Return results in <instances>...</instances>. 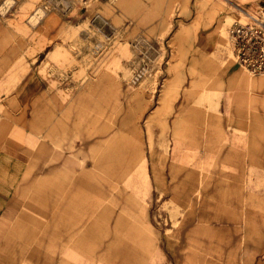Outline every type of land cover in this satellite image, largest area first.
I'll use <instances>...</instances> for the list:
<instances>
[{
  "label": "rangeland",
  "instance_id": "374dc122",
  "mask_svg": "<svg viewBox=\"0 0 264 264\" xmlns=\"http://www.w3.org/2000/svg\"><path fill=\"white\" fill-rule=\"evenodd\" d=\"M260 3L0 0V118L18 140L28 131L3 251L18 264H264V72L231 40Z\"/></svg>",
  "mask_w": 264,
  "mask_h": 264
},
{
  "label": "crops",
  "instance_id": "0c3cea01",
  "mask_svg": "<svg viewBox=\"0 0 264 264\" xmlns=\"http://www.w3.org/2000/svg\"><path fill=\"white\" fill-rule=\"evenodd\" d=\"M247 10L241 8L240 12ZM264 84V78L260 79ZM263 85H261L260 91H262ZM252 93H250L251 95ZM264 94V92H263ZM259 95V93H258ZM262 104V102H258ZM27 128L22 127L19 129L18 136L20 139L13 137L12 129L6 125L5 120L0 118V264H18L19 262L16 256H11L8 252L6 254L3 251L5 247V229L8 224V220L13 214H11V205L16 199V195L20 188H22L25 178L27 177ZM182 130H180L179 137L182 136ZM184 135V134H183ZM220 140V138H219ZM220 149L216 154H222ZM244 153V152H243ZM223 164H219L220 167ZM217 167V168H218ZM24 184V185H25ZM21 216V215H20ZM21 261V260H20Z\"/></svg>",
  "mask_w": 264,
  "mask_h": 264
},
{
  "label": "built area",
  "instance_id": "2783aa9c",
  "mask_svg": "<svg viewBox=\"0 0 264 264\" xmlns=\"http://www.w3.org/2000/svg\"><path fill=\"white\" fill-rule=\"evenodd\" d=\"M234 54L238 62L253 74L264 72V0L257 14L238 22L231 31Z\"/></svg>",
  "mask_w": 264,
  "mask_h": 264
},
{
  "label": "bare ground",
  "instance_id": "6f19581e",
  "mask_svg": "<svg viewBox=\"0 0 264 264\" xmlns=\"http://www.w3.org/2000/svg\"><path fill=\"white\" fill-rule=\"evenodd\" d=\"M1 1H2V0H1ZM39 6H40V5H39ZM9 8H10V7H9ZM44 11H45V10H44ZM244 13H245V16H246V17H248L249 14H250V13L247 12V11H245ZM101 15H102V14H101ZM102 16H103V15H102ZM34 17H35V16H34ZM29 18H30V17H29ZM124 19H125V18H124ZM130 19H131V18H130ZM181 28H182V27H181ZM179 30H180V29H179ZM180 34H181V32L176 33L175 38L177 39L178 36H179ZM191 39H192V38H191ZM183 40H184V39H183ZM177 44H178V43H177ZM178 45H180V43H179ZM179 47H180V46H179ZM181 47H182V45H181ZM183 47H184V46H183ZM180 49H181V48H180ZM182 49H183V48H182ZM179 60H180V59H179ZM178 62H179V61H178ZM174 65H175V64H174ZM179 66H180V65H179ZM181 66H182V65H181ZM173 67H174V66H173ZM191 67H192V66H191ZM174 68H175V67H174ZM194 69H195V67H194ZM177 70H178V69H177ZM193 71H194V70H193ZM195 73H196V72H195ZM195 73H194V74H195ZM192 74H193V73H192ZM174 76L176 77V80L178 79V80H177L178 82H182V81L184 80V78H185L182 69H181V70L179 69V71L175 72V74H174L172 77H174ZM255 76H256V75H255ZM261 76H264V75H261ZM175 77H174V78H175ZM174 78H173V79H174ZM173 79L170 78V79L167 80V82L165 83V88H164V90H165L166 88H167V89L170 88V85H172V84L174 83V82H173V81H174ZM252 79H253V78H252ZM177 81H176V82H177ZM250 82L254 83L253 80H251ZM174 84H175V83H174ZM176 85H177V84H176ZM176 85H175V86H176ZM235 87H236V86H235ZM251 87H252V86H251ZM242 90H244V89H242ZM245 96H246V95H244V97H245ZM256 96H258V95H254V94H251V95H250L249 93H248V95H247V97H248V99L250 100L251 103H254V101L257 100V99H256V98H257ZM259 97L262 99L261 102H264V95L259 96ZM259 101H260V100L255 101V102H259ZM241 117H243V116H241Z\"/></svg>",
  "mask_w": 264,
  "mask_h": 264
}]
</instances>
